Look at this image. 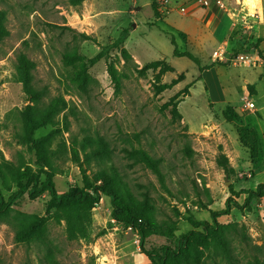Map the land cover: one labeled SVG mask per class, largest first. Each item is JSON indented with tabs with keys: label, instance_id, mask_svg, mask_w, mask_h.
<instances>
[{
	"label": "rangeland",
	"instance_id": "rangeland-1",
	"mask_svg": "<svg viewBox=\"0 0 264 264\" xmlns=\"http://www.w3.org/2000/svg\"><path fill=\"white\" fill-rule=\"evenodd\" d=\"M224 1L227 7L231 1L257 7L255 13L245 8L248 13L228 35L227 59L221 61L214 52L223 44L212 45L214 35H204L203 53L195 39L182 34L191 16L178 8H189V0H0V152L11 160L21 153L39 169L35 152L23 140L21 111L29 98L16 78V65L24 56L33 63L32 83L43 93V103L58 109L55 126L36 133L57 132V191L102 184V175L116 171L122 188L139 202L146 196L158 221L175 227L169 234L150 235L143 248L137 228L113 218L111 198L102 194L86 236L71 239L65 221L46 214L48 194L35 200L23 195L12 214L45 217L43 235L19 241L15 227L1 223L0 264H148L146 251L174 246L196 222L212 223L211 213L225 209L227 201L230 210L217 221L227 227L230 253L212 239L204 264H248L256 257L264 262V197L246 204L244 192L264 184V0ZM126 29L123 45L88 67L89 87L82 91L64 52L76 49L93 57ZM172 37L181 52H192L221 71L229 101L215 98L220 88L213 77L215 90H210L204 80L208 69L201 72L190 58L174 55ZM241 53L260 58L241 65L234 60ZM162 59L174 71L158 77L159 68H145ZM180 74L183 79L172 84ZM243 97L255 99L257 109L244 110ZM88 134L104 138L110 152L93 155ZM133 149L151 155L159 171L132 157ZM223 156L228 169L221 165ZM0 190L7 199L16 186L0 174Z\"/></svg>",
	"mask_w": 264,
	"mask_h": 264
},
{
	"label": "trees",
	"instance_id": "trees-1",
	"mask_svg": "<svg viewBox=\"0 0 264 264\" xmlns=\"http://www.w3.org/2000/svg\"><path fill=\"white\" fill-rule=\"evenodd\" d=\"M82 1L84 0H70L72 4H79ZM153 6L156 13H158V7L155 2H153ZM68 29L75 31L72 28ZM3 31L0 23V35ZM166 34L170 35L169 33ZM80 36L83 38L87 37L85 34H80ZM75 37H79L77 32ZM127 37L128 30L126 29L114 42L103 46L93 57L80 54L76 49L64 52L63 61L66 65L73 68V79L82 91H87L89 87L88 67L104 58H108L110 51L123 45ZM171 42L174 45V55L190 58L198 64L201 72L213 66V64L205 66L201 63L200 57L192 52H181L174 37H172ZM32 67L33 63L23 56L16 65V78L22 84L23 91L29 98V103L21 111L23 140L35 152L36 164L39 169L35 170L21 153L18 154L16 160H11L5 158L0 152V174L16 186V190L7 199L0 190V224L8 223L15 227L19 241H31L41 237L45 226V217L29 216L20 211L12 214L13 204L23 195H28L31 200H35L44 194H48L49 200L46 214L52 215L58 221H65L69 238L84 237L86 236L87 225L92 221V211L100 201L101 195L104 194L111 198L113 206L112 217L126 227L137 228L140 235V244L143 248L146 239L150 235L172 233L175 227L169 223L158 221L155 213L150 209L151 206L146 196L141 200L142 202H139L129 188H122L123 186L119 182V174L116 171L102 175V184L92 187L70 186L65 192L59 193L57 191L55 183V176L58 173L56 158L60 149H54L53 147L57 132L52 130L50 133L39 137L36 136V133L43 127L55 126L58 109L54 105H45L43 103V93L36 89L32 83ZM145 68H159L158 77L167 71H174L173 66L169 65L164 59L151 61ZM110 71L114 74L112 66H110ZM182 79L183 74H180L172 84L178 83ZM166 87L168 86H162V88ZM244 132V130L240 129L242 142L246 143L243 140ZM85 140L93 155H98L99 157L110 152L108 144L102 137L97 140L88 134ZM63 144L66 147L64 142ZM255 146L256 143L253 139L252 147L254 151L257 150ZM129 154L139 162H146L149 166L159 171L158 162L148 153L133 149ZM221 165L228 169L226 156L222 157ZM104 170L107 171L106 167ZM244 192L247 193L245 203L248 204L253 199L264 197V184L260 183L256 190L248 189ZM229 210L230 201H227L225 209L211 213L212 223L206 220L196 222L194 229L176 237L174 246L166 245L161 250L146 251L150 260L148 264H204L209 256L212 239L230 253V243L226 234L227 227L220 225L217 221L220 215L227 213ZM248 264H264V262L256 257L249 261Z\"/></svg>",
	"mask_w": 264,
	"mask_h": 264
},
{
	"label": "crops",
	"instance_id": "crops-1",
	"mask_svg": "<svg viewBox=\"0 0 264 264\" xmlns=\"http://www.w3.org/2000/svg\"><path fill=\"white\" fill-rule=\"evenodd\" d=\"M188 3V10L191 19L182 25L184 28L182 34L189 35L195 39L200 45L199 51L203 53L207 49V47H204L207 43L206 39L204 38L205 34L210 36L214 35L215 39L214 42H212V45H219L221 43L223 45L227 44L229 42L228 35L230 32L236 27L241 26L242 21L244 20L243 14L247 12H245V8H248L255 13L257 7V5H255V7H251L247 3H245V5L244 3L240 4L235 1H231L229 4L227 3L229 6L228 10H221L216 6H212L210 8L203 7L196 0H189ZM193 14H195V17ZM204 75H206L204 80L209 84L211 91L215 90V83H217L218 87L220 88L219 92L215 95V98L221 102L229 101L230 97H228V94H226V91L223 87V77L221 71L213 66L211 69L206 70ZM213 77L215 78V83H213Z\"/></svg>",
	"mask_w": 264,
	"mask_h": 264
},
{
	"label": "built area",
	"instance_id": "built-area-1",
	"mask_svg": "<svg viewBox=\"0 0 264 264\" xmlns=\"http://www.w3.org/2000/svg\"><path fill=\"white\" fill-rule=\"evenodd\" d=\"M198 3H200L203 7L206 8H210L212 6H216L221 10L227 9V5L225 3L224 0H196ZM179 12L182 15H187L189 13L188 7H186L185 5H180L179 6ZM214 55L216 57V59L218 60H225L227 59V49L225 47V45L219 47L217 50H215ZM259 56H250L247 53H241L239 55H237V57L234 59L236 62H238L241 65H247L250 66L252 65V63L255 61L257 62L259 60ZM242 100L243 102V109L244 110H254L256 109V102L254 99L252 98H248V97H243ZM129 229L132 228V226H128Z\"/></svg>",
	"mask_w": 264,
	"mask_h": 264
}]
</instances>
